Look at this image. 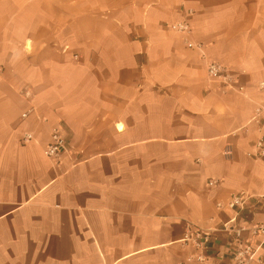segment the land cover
<instances>
[{
	"label": "crops",
	"instance_id": "0c3cea01",
	"mask_svg": "<svg viewBox=\"0 0 264 264\" xmlns=\"http://www.w3.org/2000/svg\"><path fill=\"white\" fill-rule=\"evenodd\" d=\"M261 81L264 0H0V264H233L217 203L264 195Z\"/></svg>",
	"mask_w": 264,
	"mask_h": 264
},
{
	"label": "built area",
	"instance_id": "2783aa9c",
	"mask_svg": "<svg viewBox=\"0 0 264 264\" xmlns=\"http://www.w3.org/2000/svg\"><path fill=\"white\" fill-rule=\"evenodd\" d=\"M191 14V12H188ZM174 32L181 34L186 38L188 47H193L194 44L188 40L192 33L189 21L182 20L168 25ZM207 75L212 80H220L225 87H231L233 80L227 74L226 69L217 62H209L206 67ZM259 90L264 91V81L259 82ZM264 117V103L258 105L253 114V121L259 122ZM32 138L30 134L23 137V142L29 141ZM261 154H264V138H259L256 143ZM66 151L65 135L60 127H54L50 133L49 141L43 149L45 156L50 159H57L61 153ZM216 180H208V185H215ZM261 201H264V195L253 196L247 192H240L232 195L226 202H218V208H226L231 210L232 215L229 219L221 222L217 232L224 233L232 244V262L233 264H250L255 261L262 262V257L258 252L264 249V222L248 226L241 224L239 218L247 213L248 209L257 208ZM244 217V216H243ZM217 234V233H216ZM215 232L210 229H203L192 224L186 228L184 240L190 242L196 250L195 260L203 262L205 259L204 252L208 250L212 241L217 239ZM257 239L255 245L251 242Z\"/></svg>",
	"mask_w": 264,
	"mask_h": 264
}]
</instances>
